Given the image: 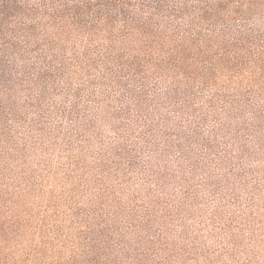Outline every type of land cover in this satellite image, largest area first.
I'll use <instances>...</instances> for the list:
<instances>
[{"label": "trees", "instance_id": "trees-1", "mask_svg": "<svg viewBox=\"0 0 264 264\" xmlns=\"http://www.w3.org/2000/svg\"><path fill=\"white\" fill-rule=\"evenodd\" d=\"M104 119L112 144L156 150L181 179L168 191L157 173L133 228L145 246L122 237L116 261L236 256L264 194V0H0V147L83 141ZM118 156L132 175L139 159Z\"/></svg>", "mask_w": 264, "mask_h": 264}, {"label": "rangeland", "instance_id": "rangeland-1", "mask_svg": "<svg viewBox=\"0 0 264 264\" xmlns=\"http://www.w3.org/2000/svg\"><path fill=\"white\" fill-rule=\"evenodd\" d=\"M112 125L104 119L83 141L66 132L57 140L46 139L42 148L31 142L17 150L0 147V264H119L114 246L119 239L123 237L132 249L145 246L133 230L141 216L138 207L153 203L162 182L157 173L165 177L172 160H164L156 150H144L142 144L127 145L126 140L112 144ZM117 148H124L127 155ZM118 154L127 162L130 156L139 159L132 175L124 163L116 168ZM165 178L168 191L181 182ZM237 222L244 226L235 232H240L234 241L236 256L218 260L264 264V194ZM141 229L148 225L142 223ZM214 243L207 245L213 249Z\"/></svg>", "mask_w": 264, "mask_h": 264}]
</instances>
